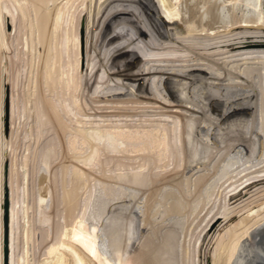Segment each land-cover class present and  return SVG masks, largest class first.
<instances>
[{
	"label": "bare ground",
	"instance_id": "6f19581e",
	"mask_svg": "<svg viewBox=\"0 0 264 264\" xmlns=\"http://www.w3.org/2000/svg\"><path fill=\"white\" fill-rule=\"evenodd\" d=\"M10 1L11 0H0V55H10V60L14 61L12 59L13 57H11V53L15 48H11V45L14 43H9L7 40L8 37L14 36L12 41L17 38L18 41L15 39V42L17 41L15 44L18 45L19 43L20 45L21 43V47L19 46V51L17 50L16 45L15 49L18 51L17 54H14L15 50L13 52L14 56H18L19 63L22 62L21 57H24L21 55V53L29 56L28 53L30 51L33 53L35 50H37L34 49V46L36 45L35 47H37L38 44L47 37L46 36L43 38L46 31V26H48L47 22L49 19H47V17L49 15L46 16L47 13L45 14V11L43 10L44 8L42 9L44 12L41 11V5L48 7L51 6L53 2H58L55 14L51 19L53 21L52 32L49 34L50 38L48 39L49 44L52 41H50V39H52V35L55 38L54 42H52L54 45H48L49 49H47V56H45L46 59L44 58L45 60L43 64L44 72L42 71L44 74V86L46 85L48 87L47 89L49 90V94L51 96L49 94V96L46 95L48 92L44 95L45 98L46 96L51 97L50 99L53 100V103L57 107L59 106L63 112V115H66L68 120L75 119L76 122L74 124L77 131L81 132L86 138L82 139L77 135L69 136L67 150L68 156L72 158L67 160V167L65 169L63 166L65 163H62L63 165L61 164V166H63V171L61 172V169L56 171L57 169L55 170V168H53L54 164L51 165V167L49 165V161L54 160L55 162L56 159L54 158H57V153L55 150H53V153L46 152L47 154L45 156L43 154L42 159L40 158L41 162L39 164L38 172L42 183L39 182V185L41 190L40 192H42L41 194L44 196V201L47 200L48 197H51L52 193L54 194V190L51 189V187L52 183H58L57 178L60 177V174H58L59 172L61 173V178H65L66 175H71L72 178L68 189L66 188L67 185L64 184V192L61 193L63 201L67 206L73 203V205L69 206L68 208L73 209L74 206L77 208L79 205L78 199H80L79 196L81 195L79 192L82 187L81 183L83 182L84 177L87 175H93L94 171L92 170L94 169V163H98L97 160L100 150H103V152H110V154L107 156V160L102 162L104 164L103 175L96 177L94 174L95 176H93L95 179L100 180V182L102 181V186L105 188L104 193H101L100 196L105 195V197L109 200L112 197V191L109 189L111 186H108L110 182L107 184L105 182L108 181L107 179L109 178H115L118 185L119 183L122 184L125 180L123 186H117L118 188L122 187V194L127 196V192L133 188H139V185L143 182V180L147 179L149 174L151 175V173L148 174V172H150L149 169L152 166V162H154L155 166L158 167V171L171 168L167 171L168 173L185 169V167L189 168L193 163L191 162L189 166H187L190 160L189 148H191V145H189L188 129L191 126L189 124H191L190 115L192 114V111L188 102L180 101L183 99L190 101L194 99L193 96L195 92L193 89L195 88L192 89L191 83H193L194 80L193 85L196 83L199 84V82H196L197 80L199 81V78L201 79V82L203 81V77L200 75L201 72L199 65L201 64V60H205L206 57L204 56H207L205 62L208 60L210 63L209 67H212L213 69L215 66H218L220 69L219 72L222 74L223 70L221 71V69H223V66L215 62L216 60H214V56H217L220 51L221 53H224V58H221L220 62L224 63L226 68L230 67L233 73H239L236 74L234 83L236 82V79H243L242 83L240 81L237 83V86H241V90H244V92L241 91V94H239L240 99L244 96L249 98V102L251 101L250 103L252 106L249 105V102L247 105L249 107L251 106L252 108H257L259 111H261L259 113L256 111V113L261 115V117H258L259 115L255 114L257 116L256 120L259 119L258 122H260V124L261 122L264 123V0H184V2L183 0H129L131 1L130 4L123 5L120 7L121 9H118L117 7L115 8L114 4L110 2L111 0H108L109 3L113 5V9L109 12L108 16L112 20L120 18L121 21L116 28V31L119 32V34H123L125 39H127V37L130 35H133L134 37L137 32H141L138 31L139 29L135 23L136 21L134 22L130 19L131 14H133L136 10L139 11L140 9L141 11H144L146 16L151 17V20L146 19L145 25L146 28H148V33L150 35H154L155 41L153 42L156 44L154 45V50L157 49L156 51H159V49L162 47L161 51L163 52L164 59H162V57L159 55L161 52L160 51L156 59L157 61L153 62L154 68L148 70L145 77H141L140 74L137 73H131L127 77V80L130 81L131 85L127 84L118 88L111 87V89H108L105 92L96 93V96L99 94L100 96H98V98L95 96L91 99L93 100L91 102H86L84 99H82L83 97L81 98L79 96L77 90L79 85L76 79L79 67V44L77 40L80 39L78 38V33L76 30V20L82 14L84 0H61L60 2L59 0H39L37 4H34L32 0H14L15 2H12L14 4V10L11 9L7 4ZM94 2L96 4L97 0H94ZM121 2L117 3L121 4ZM15 3L17 4L15 5ZM29 3L32 7L30 10H32L31 12L34 14V17H31L35 18V21H33L32 18L31 21H28L30 20L28 19L30 18V13L27 12L29 13L28 15L26 11L29 7ZM181 3H185V9L182 8ZM191 3L194 4L192 7H189V4ZM23 4L27 6L24 8ZM92 5L93 0H90V6ZM87 8L86 2V10ZM187 8L189 9L188 12L190 9L192 10V17L190 19L188 18L189 20L186 19L185 25L182 26V28L185 26L184 29L180 28V30H175L176 28L173 25V23L176 22L174 21L175 17H177L182 9L183 12L184 10L186 11ZM188 12L186 13L189 16ZM179 16L181 17L180 14ZM88 18L89 16H86V19ZM74 19L75 23L73 24ZM180 19L182 20V18ZM83 21H85V13L82 14V24L84 23ZM89 21L91 22V20ZM58 36H61L62 38L60 42L58 40ZM82 37H84L83 34ZM86 38H84V40ZM35 41L38 43L36 44ZM43 43L46 44L45 40ZM50 46L54 47V50L52 49L54 52L51 50ZM38 49H40L39 46ZM41 49H43V47ZM41 52L44 51L42 50ZM32 53L30 55V60L28 59L30 57H27L26 60H24V65L29 64L31 66V64H33L32 59H34L32 55H39V53ZM53 54L54 59H52ZM35 59H38V57H35ZM35 59L34 62L37 64V60L35 61ZM39 61L41 60L39 59ZM21 67L23 66H19V68L17 67V69L13 71V74H10V82L7 77V75H9L8 65L6 64L4 66V72H2V70L0 71V74L2 73L3 76V78H1L4 83L2 105L3 110L2 113L0 111L2 114L0 117V264H4L3 214L5 187H7L9 192L8 264H137L134 261L135 255L133 256V249L136 248V246H134V242L136 240L135 238L138 237H135V233H122L118 230L106 231L98 223L94 221L87 222L84 218V213L92 197L91 188L87 190V202L83 207L82 212L77 215V217H75V220L74 218L72 219L74 221L69 224L66 232L62 231L58 239H53L47 245V249L43 252L41 251L42 253L39 256L36 254L38 258L35 259V255L34 257L31 255L29 242L34 238H32V233L29 227L32 222L29 224L28 219V215L30 217V214H28L30 205L28 207L29 201L27 202L25 198L27 190L29 189L27 182L28 177H30L29 172L31 171L27 170L29 168H27V166L31 161L35 163V159L38 157V150L35 149V153L37 152V155L35 154L33 158L30 157L34 153V150L30 155L31 152H28V150H30V145L27 141L25 146L26 153L23 154V158L20 156L21 158L19 160L17 148L14 147V143L17 136L19 135V131L22 130V127L25 124L23 117H30L34 113L29 110L27 107L28 105L26 104L27 102H30V99H28L30 95L28 97L27 95H24V98L26 96L28 101H23L22 106H20L19 99L17 102V98H19L17 87L21 79L20 75L22 74ZM38 67H40V64ZM34 69L35 68H31L30 71L33 72ZM245 69L246 72L244 73ZM99 70L101 76L111 77L113 74H115V76L120 75L118 71H115V73H109L102 68H99ZM32 72L30 73L32 74ZM34 73L35 71L33 74ZM39 74L41 73L39 72ZM29 76L27 75V80H29V83H31V78ZM117 79L120 80V78H116V80ZM35 82L33 81L34 85ZM231 83L233 84L232 81ZM44 90L45 89H43V91ZM185 95H188V97H185ZM53 96L56 98L53 99ZM195 98H197V96ZM238 98L235 100L238 101ZM43 101L45 102L46 100L44 99ZM34 105L36 110L35 125L37 130V138L34 137L36 139V141H34L39 143L44 132L49 131L50 127L53 128V126L56 125H51L49 127L48 124H50V121L45 118L47 117V114L44 110H42V108H40L38 98L35 100ZM242 105L245 106L246 103L243 102ZM247 105L246 107L249 108ZM5 106L8 107L7 112L5 110ZM246 113L248 115L253 114L251 113V110H248ZM235 116H238L237 113H235L234 117ZM234 120L236 123L238 120L240 121L239 118H232L231 121ZM221 123H225V121ZM242 123H240V125L231 124V126L226 128L223 127L224 124H222L220 130L219 127H216L214 130L219 134L215 133L214 131L215 134L213 133L212 135H209L208 139H206V137L203 144V155L200 157L197 156L203 161L205 160L203 157H205L207 154L213 156L219 155L221 153L220 146L222 144L219 146L216 142H214V136L218 138L219 135L222 137H226L228 135L227 140H229L231 143H228L226 140L228 145L224 147L229 148L225 149L228 151L225 154L227 156L225 158L221 156L217 160L220 161L221 165L224 164L223 167H225L227 170V176L219 186V190L214 196V200L216 199L215 202H218L216 209H214L215 205L210 204L211 207L208 208V210L206 209L207 211L205 212V215L203 214L204 218L202 220H205L206 222L205 224L203 223L204 226L201 227V231L199 230V234H201V236H196L198 239V252L196 256L197 264H233L243 241L250 240L252 238V231L258 225L264 222V125L263 128L259 129L260 131H258V133L257 131L252 132V135H250L252 138L249 137V139L246 137L248 139L245 138L246 140L243 141L242 137H238V135H236L238 132H235L238 130V128H247V125H243ZM57 130L58 129H56V131ZM224 130L229 131L227 135H225L226 133H223ZM27 131L30 132L29 135L33 136V125L30 124ZM244 131L246 133L248 132V130H243V132ZM62 132L63 136L66 138L65 130H62ZM259 133L261 138L258 137ZM234 134L236 137L232 138L231 141V137L235 136ZM246 135L249 136V134ZM51 136H53V134ZM57 138L59 137L54 138L55 142L52 139V143H56ZM237 139H241L240 142H238V146L240 147H238L239 149L235 144V142H237L235 140ZM86 142V145L89 146L88 151L82 147V145ZM215 143L217 145H215ZM51 145L53 146V144ZM236 148L239 151H236ZM45 150L47 151L48 149ZM120 156H122L120 159L114 160L113 158H119ZM30 158H32L31 161ZM63 158H61V160ZM6 162H8L7 168L5 167ZM211 162H213V159H211ZM46 163H48V165H46ZM207 163L208 161L205 160L200 164L206 165ZM112 165L116 167V173L114 175L112 174L113 172L111 174L108 173V171H112ZM56 166L58 167V165ZM70 166L71 168H69ZM241 171L243 173H240ZM158 175L159 172L155 171L154 176ZM54 178H56V180H54ZM63 180L64 179H61L60 182ZM104 183L108 189L105 187ZM111 184H113V182ZM57 189H59V187ZM58 192H61L60 189ZM149 192L151 193L152 191ZM117 193H119V191L114 194ZM59 194L58 198H60ZM141 196L142 195H139L140 198ZM45 203L47 206V201ZM204 205H206V203ZM45 211L47 212L46 209ZM74 213L75 211L73 210V214ZM71 214L72 211L70 215ZM37 231L35 230V236ZM21 233L25 236V243L20 242L19 237ZM37 233L39 234V232ZM24 236H22V238ZM37 241L38 239L36 242ZM20 243L22 244V247H20ZM147 243L150 244L147 239H143L141 241V245ZM33 244L34 243H32V245ZM149 246L151 247V245ZM193 246L195 247V243ZM187 247L185 249L186 252H188ZM36 249L38 250L37 247ZM177 253H179V251ZM161 254H163V252ZM164 254L167 255V251ZM158 257L159 256H157V258ZM141 261L143 262V260ZM147 262L146 264H148ZM186 263L187 262H185V264Z\"/></svg>",
	"mask_w": 264,
	"mask_h": 264
},
{
	"label": "rangeland",
	"instance_id": "374dc122",
	"mask_svg": "<svg viewBox=\"0 0 264 264\" xmlns=\"http://www.w3.org/2000/svg\"><path fill=\"white\" fill-rule=\"evenodd\" d=\"M32 1L34 4H37L39 2V0H32ZM60 1L61 0H59V2ZM109 1L108 0H101V2H100V0H97V3L95 4V2L93 0V5L90 6V0H84L83 1L82 14L85 13V21H83L84 22L83 24L81 23L82 22V14L76 20V25H77L76 30L78 33V38L81 39V41H80V39L77 40V42L79 44L78 45V54H79L78 55V58H79V65L78 66L79 67H78V71H77L78 73H77V78H76L79 86H78L77 90H78L79 96L81 98L83 97L82 99H84L86 102L87 101L88 102L93 101L91 99L97 95L96 93L105 92L106 90L111 89V87L118 88L120 86L122 87V86L127 85V84L131 85L130 81L127 80L128 75L131 73L132 74L137 73V74H140L141 77H145L148 70H151L152 68H154L153 62L157 61L156 60L157 56H158L159 52L162 50V47H161V49H159V51H156L157 50L156 47H155L156 50H154V45H156L155 42H153V41H155L154 35L152 34L153 35L152 36L148 33V31H147L148 28H146V25H145L146 19L151 20V17L146 16L144 11H141L140 9H139V11L136 10L133 14H131L130 19L133 20L134 22L136 21L135 23L138 26V29H139L138 31H141V32H137L136 33L137 35L135 34L134 37H133V35H130L127 37V39H125L123 34H119V32L116 31V28L120 24L121 20H120V18L112 20L108 16L109 12L113 9L112 4H114L115 8L117 7L119 9L123 5H129L131 1H129V0H111L110 2L112 4H110ZM116 1L119 3L121 1L122 2H121V4H119ZM12 2H15V1L11 0L7 4L9 5V7L11 9L14 10V6H13L14 4ZM86 2H87V7H88L87 10H86ZM99 2H100V4H99ZM106 2H108V3H106ZM183 2H184V0H183ZM16 4L17 3H15V5ZM193 4L194 3L189 4L190 5L189 7H192ZM23 5H24V8H25V6H27L25 4H23ZM183 5H185V3L184 4L181 3L182 8L185 9L184 7H186V5L185 6H183ZM28 6H29L28 7L29 9L27 8L26 13L27 12L30 13V15H29V13H27V14L30 16V18H28L30 20H28V21H31V18L34 17V14H33V12H31L32 10H30V8L32 9L30 3L28 4ZM57 6H58V2H53L51 4V6H48V7L47 6L44 7L43 5H41V7H42L41 11L44 10L45 14L47 13L46 16L49 15L48 16L49 18L47 17V19H49L48 20L49 23L47 22L49 27L46 26V31L49 28L48 29L49 33H48V31L47 32L45 31V33H44L43 38H45L47 36L46 37L47 41H46V39H44L46 44L43 43L44 40H42V42L38 44L39 48L41 49L43 47V49L40 50V49H38V46L37 47H35L36 45L34 46V49H37V50L34 51V49H33V51H34L33 53H35V54L39 53V55L36 54L37 56L32 55L34 57V59H35V57L36 58L38 57V59H35V61L37 60V64L34 62V59H32L33 60V62H32L33 64H31L32 67L29 64L24 65L25 64L24 60H26L27 57H30V58H28L29 60L31 59V56H30L32 53L31 51H30L31 53L30 52L28 53L29 56L21 53V55L24 57H21L22 62L19 63L18 56H16V55L14 56V54H17V52L19 51V49L21 47L20 46L21 43H20V45H19V43H18V45L15 44V43H17L18 40H17V38H15L17 41L15 42V39L12 41L14 36H10L7 38L9 43H12V44L14 43L13 45H11V48H13V47L16 48V45H17L18 51H16V49L14 48L13 49V52L15 50L14 54H13V52L11 53V57H13L12 59L14 61L10 60V55L9 56L7 54L0 55V62H1L0 63V71L2 70V72H4V69H5L4 66L6 64L8 65L9 75H7V77L9 79V82L11 79V75L13 74V71L15 69H17V67L19 68V66H23V67H21L22 74L20 75L21 79H20L19 85L17 87V92L19 95V98H17V102L19 99L20 106H22L23 101H28L26 98L30 95L28 99H30L29 100L30 102L32 100V102L31 103L27 102L26 104L28 105L27 107L29 108V110L31 112H34L33 114L30 113V114H32V116H30V117H27V118L23 117L25 124L23 125L22 130L19 131V135L17 136L16 141L14 143L15 144L14 147L17 148L19 160L21 158L20 156H22V158H23V154L26 153L25 146L27 144V141L30 145V150L32 149L31 151L28 150V152H31L30 155L33 153V150H34V153L30 157L33 158V156L38 152V155L36 154L38 156V157H36L37 160L35 159L36 164L33 161H31L32 158H30L31 162L30 163L28 162L29 164L27 166V168L29 167L27 170L31 171V172H29L30 177H28V182H27V186L29 187V189L27 188L28 190H27V194L25 197L26 201L27 202L29 201L28 202L29 204L27 203L28 207L30 205V208H29L30 211L28 210V214H30V217L28 215V219H29V224H30V222H32L29 227H30V231L32 233V238H34V239H31L29 242L31 255L33 257L35 255V259L38 258L37 256H39L43 251H45L47 249V245L53 239L57 240L58 237L61 235L62 231L66 232V230L69 227V224H71L75 220V217H77V215H79L82 212V209L87 202V198H86L87 194H88L87 190L89 188H91L92 197H91V199L88 203V206L86 208V211L84 213L85 214L84 218L86 219L87 222L88 221L89 222L94 221V222L98 223L106 231L118 230V231H121L122 233H125V232L129 233V234L135 233V237L136 236H138V237L135 238L136 240L134 242V246H136V248L135 247H133V248H135L136 250L133 249L134 250L133 256L135 255L134 261L137 264H146V262L148 260H150L147 262L148 264H157L158 262L160 264H185V262H187L186 264H197V257H196L197 252H198V239H197V237L199 235L201 236V234H199V232L201 231V227H203L205 222H206L205 220L204 221L202 220L204 218L203 216L205 215V212L208 210V208L211 207V205H215L214 209H216V205L218 202H215L216 199L214 200V196L216 195L217 191L219 190V186L221 185V183L225 180V178L227 176L226 175L227 170L225 167H223L224 164L221 165L220 161H217V160L221 156H223L224 158L227 156L225 154L228 151L225 149H229V148H224V147L226 145H228V143H231V142H229V140H227L228 139L227 133L229 131H225V130L223 131V133H226L225 134V135H227L226 137L225 136L222 137L221 135H219L218 138H216L213 135L215 138L214 142H216L219 146H220V144H222L220 146L221 147L220 148V152H221L220 154L221 155L219 154V155L213 156V155L207 154L203 158H205V160L208 161L209 164L207 163L206 165H202L200 163H202L205 160L202 161V159L200 160L198 157L203 155L202 151L204 149V145H203L204 141H205L204 139L206 137H207L206 139H208L209 135H212L214 133V131H215L214 129L216 127H219V130H220V128L222 127V124H224L223 127L226 128V127L231 126V124L240 125V123L243 122L242 124L247 125V128H238V130L235 132H238L236 135H238V137H242L243 141H245L246 139H248L250 137V135H252V132L257 131V133H258V131H260L259 129L263 128L264 123L261 122V124H262L261 125L260 122H258L259 119L257 118L258 120H256L257 116L255 115V114L259 115L258 113L261 111H259L257 108H252L251 107L252 104L250 103L251 101L249 102V98H247L246 96H244L240 99L239 94H241V91L244 92V90H241V88H240L241 86L238 87L237 83L239 81L242 83L243 79H239V80L236 79V82L234 83L235 76H236V74H239V73H237V72H236V74L233 73L232 69L230 67L226 68L224 63L220 62V59L224 58V53H221V51H220L219 53L217 52L218 53L217 56H214V60H216L215 62H217V64H220L223 66V69H221V71L223 70L222 74H220V72H219L220 69L218 68V66L217 67L215 66L213 69H212V67H209L210 63L208 62V60L205 62L207 56H204V57H206L205 60L204 59L201 60L200 61L201 64L199 65L200 72H201L200 75L203 77V79H202L203 81L201 82L200 81L201 79L199 78V81L198 80L196 81V82H199V84L196 83L195 85H193L194 80H193V83H191L192 89L195 88V89H193L195 92L194 96H193L194 99H192L191 101L186 100V99H183L184 101L183 100L180 101V102H188L189 105L191 106V111H192V114L190 115V118H191L190 123L191 124H189L191 126L188 129L189 130V135H188L189 136V145H191L190 146L191 148H189L190 160H189L187 166H189V164L191 162H193V163L191 164V166L189 168L185 167V169L168 173L167 171L170 170L171 168H166L163 171H161V170L158 171V167H156L155 163L152 162V166L149 169L150 172H148V174L151 173V175L149 174V177H147V179L143 180V182L139 185V188H133L132 190H130V188H129L130 191L126 193V194H128L127 196L125 194H122V192H121L122 187L118 188L119 185L123 186V183L125 182V180L123 181L122 184L119 183V185H118L117 180L115 178H109V179H107L108 181H105L106 184L110 182L108 186L109 187L111 186L109 189H111V191H112V192L110 191L112 193V197L109 200L105 197V195L100 196L101 193H104L105 188L102 186V181L100 182V180L94 178L95 175H96V177L103 175L104 164L102 162L106 161L107 156L110 154V152L108 153V152H103V150H100V154H99L98 160H97L98 163H94V169L92 170V171H94V173L92 172L93 175L94 174L95 175L94 176L93 175L92 176L87 175L86 177H84L83 182L81 183L82 187L79 190L81 195L79 194L80 199H78L79 205L78 204H77L78 206L76 205L77 208L75 206L73 209L71 208L72 210L70 208H68L69 206L73 205V203L69 204L68 206L65 205V202L63 201V197H62L61 193L64 192L63 187L65 185H67V187H66L67 189L69 188V185L71 183L72 178H71V175H69V176L66 175L65 178H61L62 176H61V173H59V172H58V174H60V177L58 175V177H59V178H57L58 183H52V187H51V189L54 190V191L52 190L54 192V194L52 193L51 197H48L47 200L44 201L43 200L44 196H43V194H41L42 192H40L41 190H40V185H39V182L42 183V180L39 178V172H38L39 164L41 162L40 160L42 159V155L44 154V156H45L47 154L46 152L53 153V150H55L57 153L56 154L57 158H54V159H56L55 162H54V160L49 161V165L51 167V165L54 164L53 168H55V170L57 169L56 171H59V169H61L60 170V172H61V171H63V169H62L63 166H64V169L67 167V160L72 158V157L68 156V150H67V145H68L67 142H68L69 136L77 135L79 138L86 139L84 137V135H82L81 132L77 131L75 124H74L76 122L75 119L68 120L67 116L63 115V112L61 111L59 106L57 107L53 103V100L50 99L51 97H48L50 95L49 90L47 89L48 87L46 85L44 86V74H43L44 65L43 64H44V60L46 59L45 56H47L46 55V52H48L47 49H49L48 45H52L53 44L52 42H54V40H55V38L51 35L52 39H50V41L51 40L52 41H51V43L48 44V42H49L48 39L50 38L49 34L52 32V22L53 21L51 19L53 18L54 14H55V10H56ZM101 8H103V9H101ZM46 9L47 10L49 9V10L47 11ZM182 10H181V12H182ZM188 10L189 9L187 8L186 11L184 10L182 12L184 14V16L180 12L179 14L181 15V17L178 14L177 17H175V20L172 19V20L176 21V22L173 21L174 22L173 25L176 28L175 30H180V28H182V26L185 25L186 19L189 20L192 17V15H193L192 10L190 9L189 12H188ZM186 12L189 13V16ZM51 13H52V15H51ZM86 16L87 17L89 16V18L86 19ZM180 18H182V20ZM32 20L35 21V18H32ZM89 20H91V22ZM179 22H180V26H179ZM74 23H75V19L73 20V24ZM184 27L182 29H184ZM86 28H88V29H86ZM113 28H114V30H113ZM87 31H89V32H87ZM87 33H88V36H87ZM82 34L84 37H82ZM138 34H139V36H138ZM84 38H86V39L84 40ZM36 39H38V38H36ZM9 40H11V41H9ZM58 40H59V42L62 40L61 36H58ZM149 40L151 41V43ZM130 42H132V43H130ZM35 43H36V41H35ZM42 43L44 44V46ZM121 44H122V46H121ZM149 46H150V48H149ZM50 48H51V50L52 49L54 50V47L50 46ZM102 48H104V49H102ZM38 50H39V52H38ZM42 50L44 52H41ZM159 55L162 57V59H164L162 51L160 52ZM39 59L41 61H39ZM52 59H54V54H53ZM38 62H40V63H38ZM39 64H40V67H38ZM41 64H42V66H41ZM108 64H109V66H108ZM239 67H240V65H239ZM253 67H255V66H253ZM31 68H35L33 70V72L35 71L34 74L32 71H30ZM99 68H102L109 73H112V72L115 73V71H118V73L120 75L115 76V74H113V76H111V77L110 76H101ZM38 69H39V71H38ZM29 71L32 72V74ZM39 72L41 74H39ZM245 72H246V69L244 70V73ZM27 75L28 76L30 75L29 77L31 78L30 79L31 83H29L30 81L27 80L28 79ZM1 77L3 78L2 73L0 74V84H1L0 85V95H1L0 100L2 98V100L0 101V107H1L0 111L2 113L4 83H3ZM36 77H38V78H36ZM32 78H34V79H32ZM116 78H120V80H118V79L116 80ZM35 80H36V82H35ZM24 81L27 83H25ZM33 81L35 82V85H34ZM231 81L233 82V84L231 83ZM26 85H27V87H26ZM125 87H127V86H125ZM101 88H103V89H101ZM43 89H45L47 91H45V90L43 91ZM235 90H236V92H235ZM34 91H36L37 93ZM26 92L29 94H27ZM44 94H46V95L49 94V95L46 96V98H45ZM24 95H27V97L25 96V98H24ZM98 96H100V94ZM98 96H96V98H98ZM186 96L188 97V95H185V97ZM196 96H197V98H195ZM101 97H99V98H101ZM37 98H38L40 108H42V110H44L45 113L47 114L46 115L47 117H45V118L50 121V124H48L49 127L51 125H56V126H53V128L50 127L49 131L44 132L45 135L43 134L41 141L39 143L35 142L36 139L34 138V137L37 138V130H36V125H35L36 124V119H35V116H36L35 111L36 110H35V105H34L35 100ZM43 98L47 102L46 101L44 102ZM55 98L56 97L53 96V99H55ZM189 98H190V96H189ZM237 98H238V101L235 100ZM199 100H201V101H199ZM195 101H197V102H195ZM243 102L246 103V105L249 102V105H251V106L249 107L247 105L249 107V108H247L246 105L245 106L242 105ZM50 104H52L53 106ZM55 109H56V112H55ZM248 110L249 111L251 110V113H253V114L248 115L246 113V112H248ZM51 111H54V112H51ZM256 111H258V113H256ZM52 113H53V115H52ZM235 113H237V115H238L237 117L236 116L234 117ZM1 116H2V114L0 115V117ZM22 116H24V115H22ZM258 117H261V115H259ZM224 118H226V119H224ZM232 118H234V119L239 118L240 121L238 120V122L236 123L235 120L231 121ZM33 119H35V120H33ZM192 119H193V121H192ZM63 121L65 122V125H64ZM224 121H225V123H221ZM202 122H203V125H202ZM30 124L33 125V136L29 135L30 132L27 131ZM214 125H216V126H214ZM34 129H35V132H34ZM56 129H58V130L56 131ZM62 130L63 131L65 130L66 138L63 136ZM243 130H248V132L247 133L245 131L243 132ZM215 133L219 134L216 131H215ZM46 134H47V136H46ZM52 134H53V136H51ZM246 134H249V136H247ZM236 135L234 137H231V141H232V138L236 137ZM192 136H193V138H192ZM203 136H204V138H203ZM253 136H254V133H253ZM56 137H59V138H57L56 143H52L51 140L53 139V141L55 142L54 138H56ZM246 137H248V138H246ZM258 137L261 138L260 133H259ZM60 138H61V140H60ZM250 138H252V137H250ZM200 140H201V142H200ZM226 140L228 141V143H226ZM240 140H238V139L235 140V141H237V142H235L237 148L239 147L238 142H240ZM216 143H215V145H217ZM51 144H53V146ZM86 144H87V142L84 143L82 145V147L85 148L86 151H88L89 146H87ZM233 144H234V142H233ZM247 144H248V142H247ZM237 148H236V151L240 147L238 149ZM242 148H245V147H242ZM35 149L38 150L36 153H35ZM45 149H48V150L46 151ZM66 152H67V154H66ZM39 153H41V154H39ZM121 157L122 156H120L119 158H116V157H113V158H114V160H116V159H120ZM61 158H63L64 160L62 159L63 160L62 161ZM211 159H213V162H211ZM122 160H124V159H122ZM221 162H223V161H221ZM62 163H65V164L63 165ZM61 164L63 166H61ZM30 165H32V166H30ZM46 165H48V163H46ZM46 165H44V166H46ZM56 165H58V167L59 166H61V167L58 168ZM32 168L35 169L36 171L33 170ZM69 168H71V166ZM106 168H108V167H106ZM190 169H191V171H190ZM115 170H116V167L114 165H112V171H108V173L111 174L113 172L112 174L114 175L116 173ZM155 171L159 172L158 176H154ZM164 171H165V173H164ZM240 173H243V172L241 171ZM61 179H64V180L60 182ZM54 180H56V178H54ZM112 182H113V184H111ZM159 182H161V183H159ZM106 184L104 183L105 187H107ZM58 187H59L61 192H58L59 191V189H57ZM154 187H156V188H154ZM112 188H113V190H112ZM188 188H189V190H188ZM5 189H7V187H5ZM107 189H108V187H107ZM181 189H184L185 192L187 190V192L185 193L184 190H181ZM141 190H142V192H141ZM7 191H8V189H7ZM117 191H119V193L114 194ZM149 191H152L151 192L152 194ZM8 194H9V192H8ZM58 194L60 195L59 196L60 198H58ZM186 194L188 197L186 196ZM27 195H28V197H27ZM139 195H142L141 198L139 197ZM4 196H5V191H4ZM138 198H140V199H138ZM61 199H62V201H61ZM46 201H47V206L45 205ZM57 203H58V206H57ZM205 203H206V205H204ZM66 206H67V208H66ZM45 209L47 210V212L45 211ZM201 209H203V210H201ZM73 210L75 211L74 214H73ZM71 211H72V214L70 215ZM73 218H74V220H72ZM30 220H32V221H30ZM39 223H41V224H39ZM31 226H33V227H31ZM35 230L36 231L38 230L37 232H39V234L36 232V236H38V237L35 236ZM46 230H47V232H46ZM40 233H41V235H40ZM44 233L46 234V236ZM21 234L19 237L20 242L25 243V241H24L25 236H24V234H22V235ZM183 235H184V239H183ZM22 236H24V237L22 238ZM44 236H45V238H44ZM142 238L147 239L150 244L147 243L148 246H147V244H144L145 246L141 245V241L143 240ZM37 239H38V241L40 240L39 242H41V243H39L38 241L36 242ZM138 242H139V244H138ZM176 242H177V245H176ZM32 243H34L35 245L34 244L32 245ZM160 243H162V244H160ZM184 243H185V245H184ZM194 243H195V247L193 246ZM149 245H151V247ZM180 245H181V247H180ZM185 246L186 247L188 246L187 250L189 253L186 252ZM20 247H22V244L20 245ZM36 247L38 248V250L36 249ZM144 247H145V250H144ZM146 247H148V248H146ZM180 248L182 251L180 250ZM213 248H212V250H213ZM31 249H32V252H31ZM146 249H148V250H146ZM173 249H175V250H173ZM168 250H170V251H168ZM192 250H194V251H192ZM156 251L159 253H157ZM161 251L163 252V254H161L162 253ZM166 251L168 253L167 255L164 254V253H166ZM178 251H179V253H177ZM151 252L154 256L151 254ZM192 253H193V255H192ZM36 254H37V256H36ZM175 254H176V256H175ZM157 256H159V257L157 258ZM144 258H145V260H144ZM141 260H143V262ZM192 260H193V262H192ZM173 261H174V263H173ZM154 262H157V263H154ZM194 262H196V263H194ZM205 262H206V259H205Z\"/></svg>",
	"mask_w": 264,
	"mask_h": 264
},
{
	"label": "water",
	"instance_id": "95a60500",
	"mask_svg": "<svg viewBox=\"0 0 264 264\" xmlns=\"http://www.w3.org/2000/svg\"><path fill=\"white\" fill-rule=\"evenodd\" d=\"M6 105V102H5ZM6 112L8 107L5 106ZM7 168L8 162L5 163ZM8 191L4 197V264H8ZM251 239L243 241L233 264H264V222L258 225L251 233Z\"/></svg>",
	"mask_w": 264,
	"mask_h": 264
}]
</instances>
